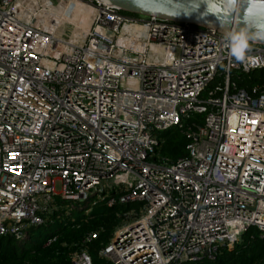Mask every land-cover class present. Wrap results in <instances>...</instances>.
I'll return each instance as SVG.
<instances>
[{"label": "built area", "instance_id": "obj_1", "mask_svg": "<svg viewBox=\"0 0 264 264\" xmlns=\"http://www.w3.org/2000/svg\"><path fill=\"white\" fill-rule=\"evenodd\" d=\"M222 35L106 0H0V236L25 238L53 197L112 193L106 205L137 206L98 251L107 264L212 260L249 228L262 238L264 45L240 63ZM171 128L185 156L156 160ZM95 238L68 263L94 264Z\"/></svg>", "mask_w": 264, "mask_h": 264}, {"label": "trees", "instance_id": "obj_2", "mask_svg": "<svg viewBox=\"0 0 264 264\" xmlns=\"http://www.w3.org/2000/svg\"><path fill=\"white\" fill-rule=\"evenodd\" d=\"M121 13L136 17L133 14ZM263 75L264 70L252 73L251 77L261 78ZM244 84L245 82L239 83L238 86L243 87ZM200 121V116L190 115L184 125ZM157 138L161 143L155 149L156 160L173 162L185 156L186 140L177 129L171 128L159 133ZM111 195L112 193L108 197ZM108 197L93 205L80 206L73 205V201L53 197L52 208L41 215L42 224L28 228L25 238L16 240L10 236H0V264H69L70 253L78 250L81 241L90 233H95L96 238L85 246L89 256L94 264H107L98 256V251L107 245L119 224L118 215L137 206H108ZM64 204L65 209H61ZM52 238V242L44 245ZM183 264H264V236L259 238L255 229L249 228L241 234L232 248H220L214 259L204 258Z\"/></svg>", "mask_w": 264, "mask_h": 264}, {"label": "clouds", "instance_id": "obj_3", "mask_svg": "<svg viewBox=\"0 0 264 264\" xmlns=\"http://www.w3.org/2000/svg\"><path fill=\"white\" fill-rule=\"evenodd\" d=\"M182 11L186 16L197 14L201 20L213 17L222 30L225 47L237 62L251 59L250 41H264V0H186Z\"/></svg>", "mask_w": 264, "mask_h": 264}, {"label": "water", "instance_id": "obj_4", "mask_svg": "<svg viewBox=\"0 0 264 264\" xmlns=\"http://www.w3.org/2000/svg\"><path fill=\"white\" fill-rule=\"evenodd\" d=\"M120 12L133 14L141 17H156L164 21L182 23L201 28H210L219 33V28L213 17L207 20L198 19L197 14L186 16L182 6L186 0H107ZM203 11V8H201ZM223 34V33H222ZM250 43L264 45V41L252 40Z\"/></svg>", "mask_w": 264, "mask_h": 264}, {"label": "rangeland", "instance_id": "obj_5", "mask_svg": "<svg viewBox=\"0 0 264 264\" xmlns=\"http://www.w3.org/2000/svg\"><path fill=\"white\" fill-rule=\"evenodd\" d=\"M61 31H64V29L61 28V29L59 30V32H61ZM54 191H55L56 193H59V192L61 191V188H60V186H59L58 183H55V185H54ZM70 201H71V200H70ZM52 203H53V202H51V205H50V206L53 205ZM72 203H73V205H75V206H80V205H81V204H79L77 201H73ZM54 207H55V206H54ZM60 208H61V209H65V204L62 205ZM62 211H64V210H62Z\"/></svg>", "mask_w": 264, "mask_h": 264}, {"label": "bare ground", "instance_id": "obj_6", "mask_svg": "<svg viewBox=\"0 0 264 264\" xmlns=\"http://www.w3.org/2000/svg\"><path fill=\"white\" fill-rule=\"evenodd\" d=\"M107 1V0H106ZM110 3V2H109ZM111 4V3H110Z\"/></svg>", "mask_w": 264, "mask_h": 264}]
</instances>
